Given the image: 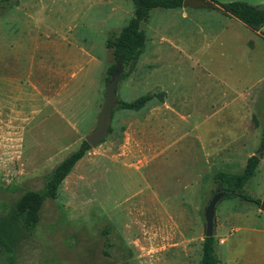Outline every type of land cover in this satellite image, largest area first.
<instances>
[{
  "label": "rangeland",
  "instance_id": "1",
  "mask_svg": "<svg viewBox=\"0 0 264 264\" xmlns=\"http://www.w3.org/2000/svg\"><path fill=\"white\" fill-rule=\"evenodd\" d=\"M38 1L40 0H17V3L7 9L0 6V18L7 16L12 21L21 19L19 23L16 21L11 25V22L10 30L17 35L28 33L30 3ZM41 1L56 29L65 33L71 41L83 45L100 57L106 63V68L115 62L112 51L107 48V38L112 31H119L134 15L132 0ZM175 23H180L185 28L186 19L178 10L156 8L151 11L149 20L142 26L149 39L145 46V55L148 54L147 56L152 58L156 56V60L139 59L131 63L125 68L128 75L121 80L119 87V97L123 100L132 101L148 92H165V100L153 99L140 111L116 109L113 119L115 131L109 133L98 146L91 147L62 182L58 195L44 202L40 220L33 234L17 248L18 264H197L201 260L205 238V207L216 189H219L213 182V173L222 169L220 142L210 144L211 154L214 155L212 172L204 184L200 200L184 205L188 212V223L176 227L165 221L158 222V217H155L152 209L146 208L147 211L144 212V209L138 206L131 208L129 201L126 203V199L122 198L121 191L136 188L135 183L129 179L125 181V178L119 175L115 176L117 188L112 192L110 205L107 201L108 169H111L113 164L120 166L122 161L138 168L146 155L144 145L133 140H138V136L162 133L157 119L169 122L170 127H164L168 134L173 130L174 133H177V130L182 133L176 122L177 112L172 111L170 107L180 113H186L203 99L209 100L210 114H213L211 120L216 119L213 117L215 111H220L219 96L201 95L202 92L193 94L194 91L188 89L192 87L187 84L190 81L186 79L188 65L185 58L178 57L185 54L186 48H177L169 41ZM155 42H161V45H153ZM3 44L6 45L5 42ZM215 50L218 51V48ZM174 57L176 58L173 60ZM144 79H147V83L143 86ZM106 86L104 80L96 118L90 128H84L81 142L96 125L104 104ZM193 88L196 92L195 85ZM246 92L241 96L228 95L223 102L225 107H228V104H243L247 111L244 109L242 113L247 117H237V120L240 123L250 122L247 133L239 134L245 139L234 137L227 143V148H240L251 142L249 146L253 155L258 151L262 152L260 167L246 185V191L260 198L262 202L264 81ZM233 111L239 114V111ZM237 129L235 124L231 130L237 133ZM0 144L2 215L11 210L19 196L27 189L43 190L55 165L75 150L64 152L41 169L30 173L28 169L25 170L27 160L18 153V148L12 151L9 150V142ZM261 215L259 221L264 223V208L260 204L244 201L239 197H224L216 208L217 253L224 247L219 244L220 238L237 227L234 216L250 222ZM184 234L190 235L192 239L182 240ZM0 264H8L2 253Z\"/></svg>",
  "mask_w": 264,
  "mask_h": 264
},
{
  "label": "crops",
  "instance_id": "2",
  "mask_svg": "<svg viewBox=\"0 0 264 264\" xmlns=\"http://www.w3.org/2000/svg\"><path fill=\"white\" fill-rule=\"evenodd\" d=\"M219 1L264 5V0ZM42 4L41 0L30 3L29 29L25 34L17 35L10 30L9 24L21 19L0 18V143L9 142L12 151L18 148V153L27 160L25 170L30 173L72 151L81 142L84 128H90L96 118L107 70L100 57L56 29ZM172 10H178L186 19L185 28L180 23L173 25L169 41L177 48H186L185 54L178 57L185 58L188 65L186 79L192 85L188 89L193 94L219 96L222 112L216 110L213 116L216 119L211 120L209 100L203 99L186 113L170 107L177 112L176 122L182 133L173 130L168 134L164 127L169 128V122L157 119L162 133L133 140L144 145L143 162L138 168L125 161L117 167L113 164L107 171L106 190L110 205L112 192L117 188L115 176L129 179L136 188L121 192L131 208L138 206L144 212L146 208L152 209L158 222L179 227L189 221L184 205L200 200L212 172L214 155L210 144H222L220 170L228 172L242 171L254 154L251 142L240 148H227L234 137L242 139L239 134L247 133L250 122L237 120L247 117L242 113L244 109L247 111L243 104L225 107L223 102L228 95H244L264 81V26L254 31L239 19L211 8L183 6ZM148 41L147 36L145 46ZM147 55L144 48L140 59L156 60V56ZM142 81L146 85L147 79ZM235 124L236 134L231 130ZM111 127L113 133V120ZM260 164L261 161L258 168ZM261 217L249 222L234 216L236 229L220 238L219 244L224 247L217 254L224 264H264ZM191 239L190 235L182 236L184 241Z\"/></svg>",
  "mask_w": 264,
  "mask_h": 264
},
{
  "label": "trees",
  "instance_id": "3",
  "mask_svg": "<svg viewBox=\"0 0 264 264\" xmlns=\"http://www.w3.org/2000/svg\"><path fill=\"white\" fill-rule=\"evenodd\" d=\"M210 1L216 5L211 9L239 19L254 31H260L264 26V5H253L244 1ZM132 2L135 7L134 15L119 31H112L107 38L106 45L112 51L115 62L106 70V83L116 70L117 62L121 57L124 66L122 80L128 75L125 68L140 59L147 40V33L142 25L149 20L151 11L156 8L183 7L184 0H132ZM15 3L17 0H0V6L6 9ZM165 97V92H148L132 101L120 99L114 113L117 108L139 111L151 100L158 98L164 101ZM111 131L112 127H110V133ZM90 148L89 143L83 140L76 150L69 153L53 168L43 190L27 189L19 196L7 214H0V253L5 255L8 264H18L17 248L33 234L40 220V211L44 202L58 195L62 182ZM259 163L260 158L252 155L240 172L217 170L213 174V182L218 188L228 190L230 194L227 196L239 197L244 201L260 204V198L246 191V185L256 174ZM216 244L215 236L204 238L203 255L197 264H224L217 254Z\"/></svg>",
  "mask_w": 264,
  "mask_h": 264
},
{
  "label": "water",
  "instance_id": "4",
  "mask_svg": "<svg viewBox=\"0 0 264 264\" xmlns=\"http://www.w3.org/2000/svg\"><path fill=\"white\" fill-rule=\"evenodd\" d=\"M184 7L191 8H215L216 5L209 0H184ZM124 66L122 63V57L117 62V68L108 80L105 89V99L103 107L98 115L96 125L91 132L86 135L85 140L91 147L98 146L110 133V127L112 124L114 109L118 105L119 87L122 80V73ZM259 158L262 157V152L258 151L256 154ZM230 192L226 189H216L208 204L205 207V237L215 236L216 233V208L220 201L226 197ZM264 208V201L260 203Z\"/></svg>",
  "mask_w": 264,
  "mask_h": 264
},
{
  "label": "built area",
  "instance_id": "5",
  "mask_svg": "<svg viewBox=\"0 0 264 264\" xmlns=\"http://www.w3.org/2000/svg\"><path fill=\"white\" fill-rule=\"evenodd\" d=\"M222 242H223V240H222Z\"/></svg>",
  "mask_w": 264,
  "mask_h": 264
}]
</instances>
